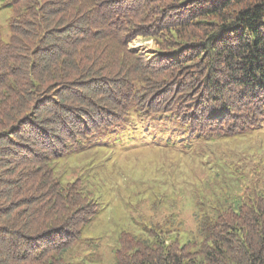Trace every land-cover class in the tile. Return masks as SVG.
Listing matches in <instances>:
<instances>
[{
	"label": "trees",
	"instance_id": "1",
	"mask_svg": "<svg viewBox=\"0 0 264 264\" xmlns=\"http://www.w3.org/2000/svg\"><path fill=\"white\" fill-rule=\"evenodd\" d=\"M5 1L0 264H70L63 253L97 203L53 163L88 138L148 128L165 147L167 122L207 143L264 128V0ZM139 38L154 51L129 49ZM250 150L215 174L211 218L194 215V239H172L165 216L148 222L145 238L121 234L116 264H264V152ZM236 176L232 195L224 177Z\"/></svg>",
	"mask_w": 264,
	"mask_h": 264
},
{
	"label": "rangeland",
	"instance_id": "2",
	"mask_svg": "<svg viewBox=\"0 0 264 264\" xmlns=\"http://www.w3.org/2000/svg\"><path fill=\"white\" fill-rule=\"evenodd\" d=\"M5 4V0H0V27L3 41L8 42L11 14ZM129 48L148 55L155 46L151 40L139 38ZM164 129L170 139L165 147H161L160 134L150 135L145 128L137 133V138L134 134L112 140L90 137L66 150V155L53 163L63 182L78 179L97 203V213L83 228L80 239L63 253L65 261L116 264L115 252L121 234L145 238L148 222L162 220L165 216L173 225L172 239H178L180 244L194 239L197 229L194 215L211 218L209 194L214 192L212 187L215 190L219 185L215 174L222 175L223 165L232 167L238 160L239 166L241 160L254 151L250 149L261 148L264 152V128L248 137L224 143L194 141L170 122L159 132L163 134ZM177 136H182L183 140L177 141ZM147 140L156 143L154 150L148 149ZM115 141L117 144L110 146ZM208 172L209 183L205 187ZM200 173L204 174V179ZM230 177L224 179L229 192L235 195L240 191V181L238 176L235 182ZM217 196H221L220 190Z\"/></svg>",
	"mask_w": 264,
	"mask_h": 264
}]
</instances>
